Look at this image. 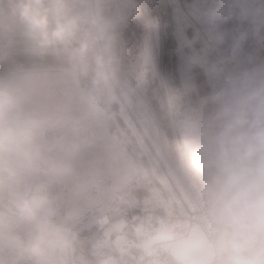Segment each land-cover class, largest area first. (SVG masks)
I'll list each match as a JSON object with an SVG mask.
<instances>
[{"label":"rangeland","instance_id":"rangeland-1","mask_svg":"<svg viewBox=\"0 0 264 264\" xmlns=\"http://www.w3.org/2000/svg\"><path fill=\"white\" fill-rule=\"evenodd\" d=\"M168 2L172 9L171 1ZM79 3L88 8V0H80ZM153 6L154 0H146L147 9H152ZM0 8L5 12L10 11L9 0H3ZM97 17L98 27L103 31L104 37L99 45L94 28L87 24L91 28L90 39L95 64L90 68L83 85L78 80L77 70L68 68L53 73L18 72L0 81L15 86L23 97L26 93L23 111L41 122L31 164L15 181L6 183L0 180V264H16L15 261L22 260L24 256L32 259L35 264H71V236L82 228L97 223L101 224L102 232L95 237L92 250L102 263L114 264L117 261L113 259L110 238L118 220L126 218L130 213H141L157 199L171 205L178 213L183 212L184 206L194 210L187 189L192 185H200L195 177L205 171L199 166L195 155L201 156V148L212 145L207 143L212 141H208L210 126L204 118L203 109L199 115L197 97L210 95L211 86H204L196 81L192 87L190 83L183 82L179 71L181 68L177 66L176 39L172 34L175 33L176 23L171 12L167 24L169 47L165 58L169 60V70L174 74V79H180L182 86H178L181 90H177L176 85L174 87L175 108L165 102V108L160 106L167 117V134L153 119L147 106L146 93L141 91L138 94L130 87L109 52L105 29L118 21V15L108 4L102 7L99 3ZM2 19L3 15L0 14V20ZM120 25L124 28L122 23ZM154 30L150 27L145 30L144 35L137 38V61L129 64L131 69L136 66L140 83L145 81L146 74L150 81L157 84L156 73L150 69L155 55H146L153 42ZM15 35H24L22 26L5 28L0 24V38L6 40L7 46L2 58L14 52L9 47L8 39ZM263 64L264 59L254 70ZM263 74L264 69L253 74V81ZM19 77L32 79V82L17 83L16 79H20ZM214 88L216 87H212ZM258 99L261 98L257 97L256 101ZM112 103L118 104L121 118L129 121L131 130L138 135L157 162L159 172L153 174V177L161 186L173 192L174 204L160 198V193L153 186L146 187L149 180H145L144 171L133 165L118 137L121 132L110 109ZM215 104L219 109L218 103ZM225 115L228 119V115ZM236 133V129H231L232 135ZM229 140V137L225 141L219 140L213 146L220 148ZM121 170L134 175V181L125 190L107 197L101 195L105 190L96 187L100 184L97 179H102L112 171L118 175ZM114 183L113 185L118 184ZM143 189L144 192L147 189L149 195L141 202H135L133 193ZM32 193L47 195V201L40 211V221H51L60 226L69 240L66 245L49 247L41 257L32 255L26 248L27 241L36 230L37 222L21 220L14 206L18 195ZM207 217L209 214L194 216V228L197 227L199 218ZM208 230L214 236L210 227ZM144 242L149 243L150 239L145 238ZM218 248H221L220 245ZM222 251L223 264H229L230 253Z\"/></svg>","mask_w":264,"mask_h":264},{"label":"built area","instance_id":"built-area-1","mask_svg":"<svg viewBox=\"0 0 264 264\" xmlns=\"http://www.w3.org/2000/svg\"><path fill=\"white\" fill-rule=\"evenodd\" d=\"M170 1L177 29L172 34L176 39L175 51L181 78L194 87V69L197 68L205 84L211 86L210 95L197 97L199 115L207 99L217 102L220 111L228 115L227 119L222 112L227 131L219 142L228 140V137L231 140L215 148L213 145L218 142L210 141L209 136L210 142L207 143L212 145L201 148V156L195 155L201 168H211L223 164L225 154L231 149L233 138L238 133L254 135L264 132V129L257 132L250 129L251 115L256 108L250 100L251 84L255 81L252 75L263 70L264 64L257 70L244 68L251 46H257L264 52V0ZM88 3L80 20L94 28L99 45L104 37L98 27L99 3L102 7L107 4L111 6L136 43L145 30L150 27L155 29L149 53H145L150 57L155 55L150 69L156 73L157 84L145 74V81L139 82V86L142 93L149 92L163 108L164 102L175 108L174 85L175 82L181 85V81L174 79V74L169 70V60L162 58V43L170 39L167 24H159L156 17L150 18L146 0H88ZM242 116L245 120L241 124ZM231 129H236L238 133L232 135ZM212 189L213 186L202 185H192L187 189L193 211L184 206L183 212L178 213L171 205L157 199L142 211L138 223L134 219L118 220L110 238L113 259L121 264H166L158 245L146 243L144 239L163 236L171 243L185 240L193 228L194 216L208 213Z\"/></svg>","mask_w":264,"mask_h":264},{"label":"clouds","instance_id":"clouds-1","mask_svg":"<svg viewBox=\"0 0 264 264\" xmlns=\"http://www.w3.org/2000/svg\"><path fill=\"white\" fill-rule=\"evenodd\" d=\"M80 0H9L10 11L0 8L5 28L20 25L37 49L64 47L82 57L90 47L69 5ZM3 4V0H0ZM86 70V69H85ZM24 97L11 84L0 83V180L15 181L34 158L40 120L23 111ZM245 118H240L241 124ZM47 195L20 194L14 201L17 216L35 221L37 227L27 241L36 257L49 247L69 243L63 229L51 221H40ZM208 212L216 225L220 247L230 253L229 264H264V132L238 133L226 152L215 178Z\"/></svg>","mask_w":264,"mask_h":264},{"label":"trees","instance_id":"trees-1","mask_svg":"<svg viewBox=\"0 0 264 264\" xmlns=\"http://www.w3.org/2000/svg\"><path fill=\"white\" fill-rule=\"evenodd\" d=\"M69 14L76 20L78 25L84 29V36L89 41V49L82 57L74 56L71 49L64 47L49 48L46 50H39L35 48L25 37V35H15L10 37L9 47L14 50L11 55L2 58L3 54L7 50L6 40L0 38V81L16 74L18 72L23 73H53L58 72L61 69H76L78 72V80L81 85L85 82V77L88 76L90 68L95 64L94 54L91 48L90 39V26L81 22V14L86 10V7L80 3L75 5H69ZM150 18L156 17L159 24L169 22L171 14V8L168 0H154V6L152 9H148ZM121 19L107 26L105 29L106 43L109 44V52L114 58L115 64H118L121 74L126 78L130 87L133 88L138 94L141 93L139 86V80L137 77L136 66L131 69L132 61H137L138 48L133 37L130 35L127 29L122 28ZM139 33V32H138ZM137 33V34H138ZM169 41L162 43V58L165 59L166 52L169 47ZM264 59V52L257 46H251L249 48V57L245 61L244 68L246 70H252L259 66ZM86 69V70H85ZM195 79L198 84L206 85L199 69H194ZM177 90H181L178 86L179 83L175 82ZM174 85V87H175ZM206 88V87H204ZM198 89H201L199 87ZM178 92V91H177ZM174 93H176L174 91ZM201 93V92H200ZM146 101L148 102L149 110L151 111L153 119L159 124L160 128L169 133L167 126V117L164 115V111L161 109L160 103L152 98L147 92L145 94ZM161 106V107H160ZM117 103L111 104V111L115 118L121 134L118 133V137L123 143L126 153L130 157L133 165L142 169L145 173V180L148 181V186L154 187L156 192H159L160 198L164 201L172 202L174 204L175 197L173 192L168 191L166 188L154 179V175L159 172L157 162L153 159L144 143L135 134L130 127L129 121H124L118 109ZM163 108V107H162ZM203 115L205 120L210 126V138L212 141H219L227 131L226 119L223 113L217 108L216 104L207 99L203 106ZM219 143V142H218ZM221 165L214 166L208 170L201 172L195 177L196 182L202 186H214L215 178L220 172ZM137 190L135 191V193ZM149 195L147 189L142 194V198ZM141 198V197H140ZM139 214V213H138ZM136 213H130L126 216V219H134L135 223H138L140 215L137 217ZM103 226V225H102ZM101 224L97 223L91 227L82 228L77 231L71 237L70 244V263L71 264H104L100 260L94 251L92 250L95 245V237L101 232ZM113 254V252H112ZM26 256L15 261L16 264H35L32 259H28ZM121 264V263H114Z\"/></svg>","mask_w":264,"mask_h":264},{"label":"crops","instance_id":"crops-1","mask_svg":"<svg viewBox=\"0 0 264 264\" xmlns=\"http://www.w3.org/2000/svg\"><path fill=\"white\" fill-rule=\"evenodd\" d=\"M19 78L20 79H16L17 83H27L29 81L32 82V79H26L25 77ZM23 95L25 98L27 97L26 93ZM114 181L118 184L113 185ZM132 181H134V175H130L122 170L117 175L112 171L111 173L109 172L107 175L102 177V179H97V182H100V184L96 185V187L104 188L103 190H105V192L101 195L107 197L114 192L127 189ZM141 191L137 190L135 194L133 193V200L135 202H141L143 200L142 194L144 189ZM136 214L138 217L139 215H142V212H139V214L137 212ZM206 214H209V212ZM208 227L212 229L214 236L211 235ZM146 238L150 239L149 243L158 245L159 251L162 254L166 264H223V251L221 248H218L219 245L216 237V225L210 215L205 219L199 218L197 227L194 228L193 225L188 237L181 242L171 243L168 238L163 236H152Z\"/></svg>","mask_w":264,"mask_h":264},{"label":"bare ground","instance_id":"bare-ground-1","mask_svg":"<svg viewBox=\"0 0 264 264\" xmlns=\"http://www.w3.org/2000/svg\"><path fill=\"white\" fill-rule=\"evenodd\" d=\"M259 71L260 70L256 71L255 73ZM251 88L252 93L250 100L253 102V105L255 104L256 108L254 110V114L251 115V117H253L251 118L250 129L257 132L260 131V129H264V74L256 77L255 81L251 84ZM257 97L261 99L256 101Z\"/></svg>","mask_w":264,"mask_h":264}]
</instances>
